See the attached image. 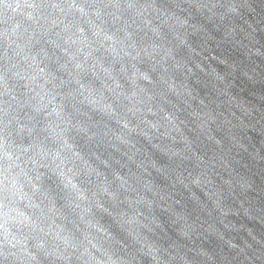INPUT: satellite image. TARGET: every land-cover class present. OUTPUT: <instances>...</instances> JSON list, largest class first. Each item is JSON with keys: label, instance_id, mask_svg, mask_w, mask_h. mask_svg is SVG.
Returning a JSON list of instances; mask_svg holds the SVG:
<instances>
[{"label": "water", "instance_id": "95a60500", "mask_svg": "<svg viewBox=\"0 0 264 264\" xmlns=\"http://www.w3.org/2000/svg\"><path fill=\"white\" fill-rule=\"evenodd\" d=\"M0 264H264V0H0Z\"/></svg>", "mask_w": 264, "mask_h": 264}]
</instances>
